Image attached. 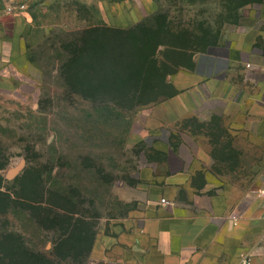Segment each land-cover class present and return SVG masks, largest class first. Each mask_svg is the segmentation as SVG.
Wrapping results in <instances>:
<instances>
[{
  "label": "rangeland",
  "instance_id": "obj_1",
  "mask_svg": "<svg viewBox=\"0 0 264 264\" xmlns=\"http://www.w3.org/2000/svg\"><path fill=\"white\" fill-rule=\"evenodd\" d=\"M261 2L36 0L29 6L19 4L16 9L32 17L30 30L19 38L25 59L19 65H5L7 79L0 87V185L19 201L12 210L0 199V256L6 242L3 236L13 231L26 238L30 248L58 256L63 264H109L93 256L92 249L100 252L101 236L124 229L153 200L145 186L158 180L157 161L164 156L153 144L155 139L181 134L188 138L189 129L210 133L217 141L225 136L220 116L204 122L187 117L176 133L157 134L148 128L142 109L90 110L95 91L109 89L105 86L109 81L97 77L114 70L109 67L114 64L98 70L101 61L90 60L85 47L100 33L109 37L108 32H113L112 37L125 33L121 29L100 32L94 26L142 24L146 31L137 27L130 34L210 50L223 39L225 29ZM6 20L11 24V19ZM137 47L143 50L142 44ZM133 48L123 49L122 63L132 62ZM248 147L247 154L253 157L252 145ZM214 150L219 157L216 170L234 180L252 174L263 162L238 160L237 152L225 143L215 144ZM142 168L145 180L139 177Z\"/></svg>",
  "mask_w": 264,
  "mask_h": 264
},
{
  "label": "crops",
  "instance_id": "obj_2",
  "mask_svg": "<svg viewBox=\"0 0 264 264\" xmlns=\"http://www.w3.org/2000/svg\"><path fill=\"white\" fill-rule=\"evenodd\" d=\"M31 1L36 0H0V87L7 79L5 65L25 59L19 38L32 25L26 10L9 9ZM125 36L126 42L103 35L96 47H128V37L136 35ZM144 45L147 53L134 46L130 65L98 77L109 81V89L95 91L90 110L142 109L157 134L176 133L187 117L204 122L220 116L225 136L217 141L190 129L188 138L158 136L153 144L164 155L157 161L158 180L145 186L153 200L124 229L101 236V251L92 249L93 256L109 264H240L250 256L253 264H264V197L258 194L264 182V0L225 29L210 50L181 48L164 38ZM221 143L236 151L238 160L263 162L234 180L215 168L214 145ZM139 177L147 179L143 168Z\"/></svg>",
  "mask_w": 264,
  "mask_h": 264
},
{
  "label": "trees",
  "instance_id": "obj_3",
  "mask_svg": "<svg viewBox=\"0 0 264 264\" xmlns=\"http://www.w3.org/2000/svg\"><path fill=\"white\" fill-rule=\"evenodd\" d=\"M139 28V31H146V25H142V24H138L137 26ZM94 30L100 31V32H108L109 27L105 26V25H99V26H94ZM150 28V27H149ZM125 33L121 34V40L126 42L125 40H127L125 34L127 35V37L130 35V32L132 31L131 29L129 30H122ZM103 34L100 33V37H102ZM130 40L128 41V43H126V45H128V47H134L137 45L142 44L143 45V50L144 53H147V49H145V43L149 46L152 45L156 42L153 41L152 38H145L143 37H138V36H131L128 37ZM141 40L140 43L135 42L133 40H137V39ZM163 38V37H162ZM99 39H104V38H99ZM99 39H94L93 41L90 42L89 47H85L88 49V54L87 57L91 60L92 58L96 57H100L101 62L99 63L98 66V70L100 68L104 67L103 65H109L110 62H112L114 65L113 66H109L113 69H117L123 66L122 62H125V58L126 56L124 55V48L127 47H123V44L121 43L120 47L118 46L117 49L115 48H101L103 50L100 51V48L96 47L97 44L95 43L97 40ZM85 42V40H82ZM123 42V43H124ZM146 45V46H147ZM188 46H192L190 45H185V44H180L181 48H186ZM211 47L213 48V45H211ZM210 48V49H212ZM150 49V48H149ZM100 51V52H98ZM132 53H134V49L132 51ZM132 53L130 55H132ZM83 57L85 58V51L82 52ZM103 56V57H102ZM120 63H117V62ZM126 65H130V62ZM94 67V66H93ZM96 73V72H95ZM100 73V72H99ZM98 75V73H96ZM98 78V77H97ZM1 169V167H0ZM1 178V175H0ZM5 199V201L7 202V205L9 207H11L12 210L16 209L18 207V196H16L15 194H12L11 191H9L8 189H3V187L0 185V199ZM20 198V197H19ZM8 233V232H7ZM4 239L6 240V242L3 245L4 250H3V256H0V264H63L62 259L58 256H55L53 254H49L45 251H36L32 248H30V246L27 244L26 238H24L23 236H21L19 233L17 232H10L7 235L3 236ZM60 244V242H59Z\"/></svg>",
  "mask_w": 264,
  "mask_h": 264
},
{
  "label": "built area",
  "instance_id": "obj_4",
  "mask_svg": "<svg viewBox=\"0 0 264 264\" xmlns=\"http://www.w3.org/2000/svg\"><path fill=\"white\" fill-rule=\"evenodd\" d=\"M10 8H11V10H14V9H16L17 7H13V9H12V7H10ZM258 194H259L260 196L264 197V182H263L262 186L259 188V190H258ZM162 200L165 201L164 198H163ZM240 264H253L252 258H251L250 256H245V257H243V259L241 260Z\"/></svg>",
  "mask_w": 264,
  "mask_h": 264
}]
</instances>
